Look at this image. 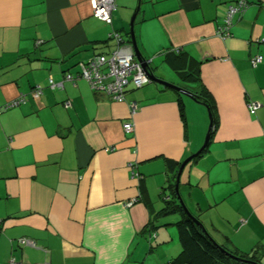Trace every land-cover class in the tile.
<instances>
[{
	"label": "crops",
	"instance_id": "obj_1",
	"mask_svg": "<svg viewBox=\"0 0 264 264\" xmlns=\"http://www.w3.org/2000/svg\"><path fill=\"white\" fill-rule=\"evenodd\" d=\"M234 1L141 0L133 27L158 77L194 94L203 85L216 106L208 146L180 176L184 203L216 242L264 264V0H249L220 38ZM135 2L116 0L106 24L90 0H0V107L25 100L0 112V264H167L180 252L181 214H158L172 197L165 159L200 146L205 110L155 82L129 83L115 101L63 77L113 50L111 33L127 38Z\"/></svg>",
	"mask_w": 264,
	"mask_h": 264
},
{
	"label": "built area",
	"instance_id": "obj_2",
	"mask_svg": "<svg viewBox=\"0 0 264 264\" xmlns=\"http://www.w3.org/2000/svg\"><path fill=\"white\" fill-rule=\"evenodd\" d=\"M249 0H235L227 6L226 14L223 23L218 27L216 34L220 38H225L230 34V27L233 22V17L236 14L241 15L248 7ZM92 15L106 24L112 23V13L116 9V0H90ZM115 39L116 45L109 53H102L85 62L80 63L79 71L76 74L67 72L64 76L66 81H70L73 86L76 85L78 79L85 80L91 89L104 92L112 100L120 101L125 98V88L129 83H132L134 88L141 87L150 82L149 76L144 70L140 62L135 58L133 48L130 42L125 41L118 33H111ZM261 61L260 55H255L251 58L252 66H256ZM56 84L51 78L49 86L55 87ZM42 90L36 88L35 92L39 94ZM25 101L23 97L7 102L3 108H9ZM66 107L70 106L69 101L64 102ZM130 112L133 114L136 109V104H129ZM260 106L259 103L249 101L247 104L250 113H254ZM2 108V109H3ZM0 107V112H1ZM123 128L126 132L132 131V122H125ZM264 136V130H263ZM130 174L133 178L140 177L135 170V164H129ZM137 198L127 201L124 205L130 206ZM22 243L28 242L26 239L20 240ZM10 264L17 263L14 258L10 259Z\"/></svg>",
	"mask_w": 264,
	"mask_h": 264
},
{
	"label": "trees",
	"instance_id": "obj_3",
	"mask_svg": "<svg viewBox=\"0 0 264 264\" xmlns=\"http://www.w3.org/2000/svg\"><path fill=\"white\" fill-rule=\"evenodd\" d=\"M125 35L127 36V38L124 39L122 37V39H124L127 42H130L129 32H126ZM172 52L176 53L174 55L175 58L180 57V54H178L180 52V49L177 48L175 50H172ZM175 58L172 59L173 60L172 65L174 68H178L177 66H179V64L178 62L175 61L177 60ZM180 73L183 74L185 78L199 79V77L196 74L194 75L193 71L184 72L180 70ZM194 95H195V100L197 102H200L206 106L208 114L210 115V120H211L210 137H211L212 133L214 132L216 128V124H217L216 106L213 101V98L208 92V90L203 85L200 86V90ZM178 107H179L180 117L184 119V107L180 99H178ZM202 153L194 157L191 161L196 160L198 157L202 155ZM179 165H180V162L176 160H172L169 158L165 159L166 173L168 176L167 177V183H168L167 188L170 190V193H171L170 196L172 197L166 198L165 195H162L165 201V206L158 211V214H171L175 212H178L181 214L180 219L175 222L181 249H180V252L175 257H173L167 262V264H262L260 258L257 257L254 253H251V254L240 253L234 249L227 247L224 243L217 242L218 245L215 244L213 242L214 239L206 232V230H203L202 226L199 223H197L194 220V217L196 219L198 218L194 216L192 213H191L192 214L191 216L184 212L174 192L175 175H176ZM140 197H141V194L138 196L137 200L140 199ZM151 225H152L151 227H153L152 221H151ZM225 252L233 254L239 258L249 260L250 262H243V261L241 262V261L235 260L234 258L230 257V255Z\"/></svg>",
	"mask_w": 264,
	"mask_h": 264
},
{
	"label": "water",
	"instance_id": "obj_4",
	"mask_svg": "<svg viewBox=\"0 0 264 264\" xmlns=\"http://www.w3.org/2000/svg\"><path fill=\"white\" fill-rule=\"evenodd\" d=\"M140 2L141 0H136V4H135V7H134V10L131 14V17H130V20H129V38H130V43L132 45V48H133V52H134V55H135V58L137 59L138 62L141 63V65L143 66L144 70L146 71L147 75L149 76V79H150V82H155V83H158V84H161L162 86H166V87H169L171 89H174L176 90L177 92H179L180 94L182 95H185V96H188L192 99L195 100V95L193 92H191L190 90L184 88V87H181V86H178L176 84H173V83H170V82H167L165 80H163L162 78L158 77L152 68H150L149 66V61L150 60H146L144 58V56L141 54L139 48H138V45H137V42H136V38H135V33H134V20H135V17L137 15V12L139 10V7H140ZM210 130H211V120H210V115H209V125H208V129H207V132H206V135H205V138H204V141L203 143L201 144V146L192 154H190L189 156H187L186 158H184L181 162H180V165L177 169V172H176V175H175V181H174V192H175V195H176V198L179 202V204L182 206L184 212L188 215H191L192 214L190 213V211L188 210L186 204L184 203L183 199H182V196L180 194V191H179V184H180V176H181V173L184 169V167L194 158L196 157L197 155L201 154L205 149L206 147L208 146V143H209V139H210ZM194 217V216H193ZM194 220L199 223L201 226H202V223L196 219L194 217ZM203 230L204 227L202 226ZM213 240V239H212ZM213 242L215 244H217V242L215 240H213ZM218 245V244H217ZM223 249V248H222ZM227 254L230 255V257L234 258L235 260H238V261H243V262H250L249 260H245V259H242V258H239L233 254H230L228 252H225Z\"/></svg>",
	"mask_w": 264,
	"mask_h": 264
},
{
	"label": "rangeland",
	"instance_id": "obj_5",
	"mask_svg": "<svg viewBox=\"0 0 264 264\" xmlns=\"http://www.w3.org/2000/svg\"><path fill=\"white\" fill-rule=\"evenodd\" d=\"M136 3V2H135ZM130 17H131V15H130ZM130 17H129V19H130ZM186 97H188V96H186ZM189 99H191L193 102H195L196 104H198L199 106H201V108L202 109H204L205 110V113H206V118H207V125H206V130H205V133H204V137H203V140H202V142H201V144L203 143V141H204V138H205V135H206V132H207V129H208V125H209V114H208V111H207V108H206V106L204 105V104H202V103H200V102H197L196 100H194V99H192V98H190V97H188ZM201 144H200V146H201ZM199 146V147H200ZM198 147V148H199ZM197 148V149H198ZM196 149V150H197ZM195 150V151H196ZM194 151V152H195ZM194 152H192V153H194ZM162 203V204H161ZM158 204L160 205L159 206V208H161L162 206H163V200H161L160 198H159V201H158ZM158 208V209H159ZM175 216V213H172V214H167L166 216H163L162 218H171V217H174ZM162 218L160 219V220H162ZM175 228H176V226L175 225H173Z\"/></svg>",
	"mask_w": 264,
	"mask_h": 264
}]
</instances>
